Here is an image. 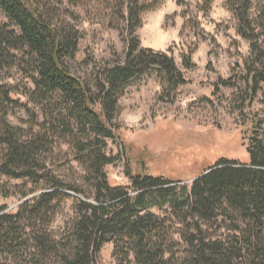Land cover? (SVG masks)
Instances as JSON below:
<instances>
[{"label": "trees", "instance_id": "1", "mask_svg": "<svg viewBox=\"0 0 264 264\" xmlns=\"http://www.w3.org/2000/svg\"><path fill=\"white\" fill-rule=\"evenodd\" d=\"M82 1L0 0L8 18L0 26V173L33 185L23 198L40 192L15 210L0 205V264H98L110 239L117 264H264V138L256 118L249 162L220 158L190 186L131 171L129 187L110 183L105 168L118 155L107 147L121 137L119 99L130 81L148 71L174 89L188 81L173 57L141 48L136 30L146 7L138 0L121 5L125 61L77 75L82 34L64 18L74 15L67 6ZM232 8L239 34L251 42L242 99L249 109L264 83V15L252 17L251 0ZM184 64L192 67L190 56ZM19 109L29 116L27 126L9 120ZM62 145L75 151L87 186L63 179L49 163ZM69 199L74 215L56 232ZM168 204L169 219L152 211Z\"/></svg>", "mask_w": 264, "mask_h": 264}, {"label": "rangeland", "instance_id": "2", "mask_svg": "<svg viewBox=\"0 0 264 264\" xmlns=\"http://www.w3.org/2000/svg\"><path fill=\"white\" fill-rule=\"evenodd\" d=\"M235 1L138 0L146 7L136 30L141 48L173 57L188 82L174 89L154 71L130 81L119 99L117 123L121 137L110 140L107 147L109 153L118 155L105 168L111 184L129 187L132 181L127 173L131 171L164 176L190 186L220 158L249 162L252 118L262 124L260 133L264 138V83L251 107L245 108V66L252 50L251 42L238 32L232 8ZM251 1L252 17L264 15V0ZM124 2L128 4L129 0ZM122 4L123 0H83L79 6H67L74 15L64 20L82 34L73 65L77 75H91L102 67L125 61L128 45L120 14ZM7 22L0 9V26ZM187 56L191 58V68L184 64ZM222 80L230 83L224 85ZM15 81L21 83L23 79L17 75ZM22 100L27 102L26 98ZM29 106L34 108L33 104ZM28 119L24 109L9 118L12 124L21 126H27ZM56 154L49 161L56 174L87 186L80 180L82 170L74 160L75 151L62 145ZM32 186L27 180L10 179L0 173V205L17 209L40 193L23 198L21 191H29ZM70 193L77 199H86ZM89 200L93 201V197ZM74 201L63 202L54 224L56 232H62L73 217ZM152 211L172 217L170 204ZM97 260L98 264H117L112 239L104 244Z\"/></svg>", "mask_w": 264, "mask_h": 264}, {"label": "water", "instance_id": "3", "mask_svg": "<svg viewBox=\"0 0 264 264\" xmlns=\"http://www.w3.org/2000/svg\"><path fill=\"white\" fill-rule=\"evenodd\" d=\"M208 172H209V171L205 172L204 174H206V173H208ZM194 180H195V179H194ZM194 180H193V181H194ZM26 200H27V199H26ZM26 200H25V201H26Z\"/></svg>", "mask_w": 264, "mask_h": 264}]
</instances>
